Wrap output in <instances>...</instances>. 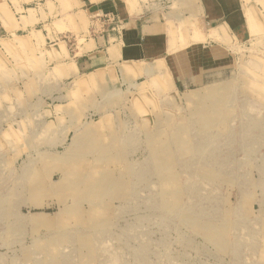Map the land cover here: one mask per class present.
Returning a JSON list of instances; mask_svg holds the SVG:
<instances>
[{
	"label": "rangeland",
	"instance_id": "obj_1",
	"mask_svg": "<svg viewBox=\"0 0 264 264\" xmlns=\"http://www.w3.org/2000/svg\"><path fill=\"white\" fill-rule=\"evenodd\" d=\"M66 54L63 65L23 37L0 43V264H244L250 225L264 264V124L255 141L245 124L161 138L168 110L125 90L116 71L73 74ZM237 59L209 82L229 91L205 95L237 116L259 102L264 116V45Z\"/></svg>",
	"mask_w": 264,
	"mask_h": 264
},
{
	"label": "crops",
	"instance_id": "obj_2",
	"mask_svg": "<svg viewBox=\"0 0 264 264\" xmlns=\"http://www.w3.org/2000/svg\"><path fill=\"white\" fill-rule=\"evenodd\" d=\"M263 14L253 0H0V43L23 37L63 65L67 51L75 59L73 74L116 71L125 90L152 100L164 115L168 110L155 132L161 138L188 141L201 138L211 124H245L243 138L255 141L264 124L262 104H240L237 116L221 97L210 101L205 93L229 91L209 82L225 76L243 46L264 45L262 33H251L252 24L264 29ZM234 91L242 92L241 86ZM79 129L74 127L71 145L80 140ZM244 152L258 155L256 148ZM236 182L238 188L259 187ZM259 235L250 225L238 250L244 264H257Z\"/></svg>",
	"mask_w": 264,
	"mask_h": 264
}]
</instances>
